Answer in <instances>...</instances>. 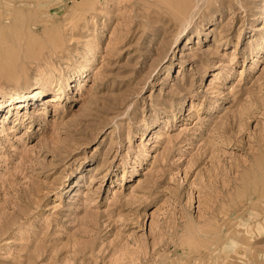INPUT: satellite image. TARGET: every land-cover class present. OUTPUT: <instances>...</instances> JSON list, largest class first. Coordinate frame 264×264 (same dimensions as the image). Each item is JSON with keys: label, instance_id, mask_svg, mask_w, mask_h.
Masks as SVG:
<instances>
[{"label": "rangeland", "instance_id": "1", "mask_svg": "<svg viewBox=\"0 0 264 264\" xmlns=\"http://www.w3.org/2000/svg\"><path fill=\"white\" fill-rule=\"evenodd\" d=\"M210 1L0 0V264H264V0Z\"/></svg>", "mask_w": 264, "mask_h": 264}, {"label": "bare ground", "instance_id": "2", "mask_svg": "<svg viewBox=\"0 0 264 264\" xmlns=\"http://www.w3.org/2000/svg\"><path fill=\"white\" fill-rule=\"evenodd\" d=\"M169 2H168V4L170 5V8H171V13L169 14H167V16L165 17L166 18V20L168 21V22H176L177 20H179V18L181 19L182 17H184L185 16V14H186V12H188V10L186 11V0H168ZM216 2L217 1H219V3H220V1L221 0H215ZM215 1H214V3H215ZM84 2H85V0H84ZM203 3L205 4L206 3V5H208V6H210V4H212V2L210 1V0H203ZM222 3V2H221ZM220 3V4H221ZM217 4V3H216ZM66 5V4H65ZM167 5V4H166ZM165 8H167V7H165ZM219 9V8H218ZM222 9V8H221ZM28 41V40H27ZM262 47H260V48H257V49H261ZM38 83H39V81H38ZM46 84V83H45ZM40 85H42L41 83H40ZM38 87V86H37ZM38 89V88H37ZM39 92L40 91H38V92H35V94H33L32 96H37L38 94H39ZM61 94V93H60ZM60 94H53V95H49V96H47V99H48V101L49 102H52V101H56V100H58V99H60ZM29 96H31V95H29V94H17L16 95V99L17 98H23V99H26L27 97H29ZM19 101H23V100H19ZM9 105V104H8ZM260 167V166H259ZM263 185V184H262ZM238 187H239V185H238ZM244 188V187H243ZM241 192H242V190H241ZM261 193H254V198L256 199V200H259V202H261L263 199H264V190H262V191H260ZM233 196V195H232ZM236 202V201H235ZM224 207V206H223ZM227 208V207H226ZM263 211H264V208H263ZM264 219V215H262V217H258L257 218V221H262ZM245 226V224H238L237 226H236V230H235V233L236 234H240L241 232H242V230H244V229H242L243 227ZM245 230L247 231V227L245 228ZM211 244V243H210ZM223 247V246H222ZM212 249V248H211ZM232 253V255H231V260H238L239 258H240V250L239 249H233V251L231 252ZM199 254V253H198ZM233 257V258H232ZM216 261V260H215ZM229 261H230V259H229ZM213 262V261H212ZM225 262V261H224Z\"/></svg>", "mask_w": 264, "mask_h": 264}]
</instances>
